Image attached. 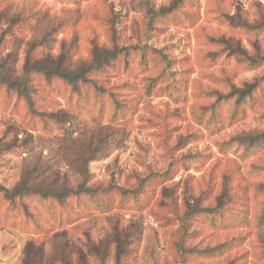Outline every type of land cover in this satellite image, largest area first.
<instances>
[{
  "label": "rangeland",
  "instance_id": "rangeland-1",
  "mask_svg": "<svg viewBox=\"0 0 264 264\" xmlns=\"http://www.w3.org/2000/svg\"><path fill=\"white\" fill-rule=\"evenodd\" d=\"M0 264H264V0H0Z\"/></svg>",
  "mask_w": 264,
  "mask_h": 264
},
{
  "label": "trees",
  "instance_id": "trees-1",
  "mask_svg": "<svg viewBox=\"0 0 264 264\" xmlns=\"http://www.w3.org/2000/svg\"><path fill=\"white\" fill-rule=\"evenodd\" d=\"M48 75V74H46ZM55 75L66 80L67 82H69L70 84H74L76 82V76L74 75H70L68 73H64V72H61V71H57L55 72ZM9 87H13L12 89H17V87L13 84H8ZM23 93V92H22ZM33 190L32 188H25V187H17L15 189H13L12 191H8L7 189H1V192L3 193V196L5 197L6 200H8L9 202H12L14 200V198L16 197H23L27 194H31L33 193ZM89 190L87 188H84V187H78L74 192H69V193H74L75 195L76 194H84L86 192H88ZM46 194H44L45 196ZM48 195V194H47ZM62 194H59V195H55L54 198L57 200V201H61L62 199ZM45 197H48V196H45ZM206 212H212L211 209H206L205 210Z\"/></svg>",
  "mask_w": 264,
  "mask_h": 264
}]
</instances>
